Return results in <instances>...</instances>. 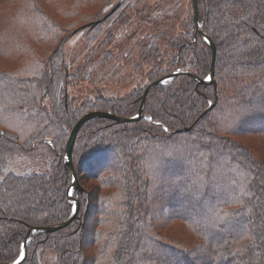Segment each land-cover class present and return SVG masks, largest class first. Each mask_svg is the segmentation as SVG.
I'll use <instances>...</instances> for the list:
<instances>
[{"label":"trees","instance_id":"obj_1","mask_svg":"<svg viewBox=\"0 0 264 264\" xmlns=\"http://www.w3.org/2000/svg\"><path fill=\"white\" fill-rule=\"evenodd\" d=\"M27 1L30 12L20 4L0 10V56L52 48L19 70L0 68V264H14L26 241L21 264H264V146L254 140H264V0H198L201 29L217 48L213 83L200 81L212 72L213 48L193 15L168 51L164 34L147 37L138 70L149 61L152 69L131 94L82 104L68 88L94 80L95 56L72 72L65 40L57 44L61 26L38 0ZM175 72L143 106L147 89ZM142 106L138 120L98 117L82 126L73 152L78 215L30 233L75 215L66 156L78 121L93 111L136 118ZM41 149L54 154L52 166L20 173L16 159Z\"/></svg>","mask_w":264,"mask_h":264},{"label":"rangeland","instance_id":"obj_2","mask_svg":"<svg viewBox=\"0 0 264 264\" xmlns=\"http://www.w3.org/2000/svg\"><path fill=\"white\" fill-rule=\"evenodd\" d=\"M38 1L62 28L57 44L61 39L65 40L61 42V46L72 72L86 64L90 55L95 56V66L99 68L90 67V70L97 69L94 80L74 83L68 88L69 100L77 104H82L87 98H98L99 95L119 99L131 94L140 84L142 75H147L152 69V61H149L144 70H138V64L145 60L141 45L148 42L147 37L164 34L166 38L160 40L163 43L161 51H168L169 43L183 34L187 20L195 15L193 0H128L122 8L114 12L116 15L113 19L95 31L98 37L94 39L95 33H91L90 25L108 17L121 0H67L64 3L55 0ZM27 3V0H0V10H14L15 5L17 8L20 4L22 11L30 12L33 6L30 5L28 10ZM33 21L34 26L38 27L37 21L40 22V18ZM34 26L28 31L30 36L35 33ZM108 37L112 40L103 46L109 40ZM35 45V51H26L10 61L0 56V68L19 70L42 60L51 52L52 44ZM110 53L114 58L104 65L103 62ZM256 80L257 78H247L245 82L252 83ZM241 81L237 82L238 86H242ZM143 83L149 84V79L145 78ZM231 92L228 87L229 96ZM254 140L264 146L261 138L256 137ZM263 153L261 154L264 155ZM54 159L52 152L41 149L17 158L15 164L20 173H44L52 166ZM88 248L87 246L85 250Z\"/></svg>","mask_w":264,"mask_h":264},{"label":"water","instance_id":"obj_3","mask_svg":"<svg viewBox=\"0 0 264 264\" xmlns=\"http://www.w3.org/2000/svg\"><path fill=\"white\" fill-rule=\"evenodd\" d=\"M125 2V0H121L110 12V14L114 13L116 10H118L122 5L123 3ZM194 2V6H195V22H196V25H197V28L199 30V32L201 33V35L203 36V38L212 46L213 48V65H212V72L210 74V76L208 77V79L206 80H200L201 82H204V83H213L214 82V67H215V63H216V57H217V48H216V45L214 43V41L206 34L202 31L201 29V24H200V19H199V6H198V0H193ZM109 14V15H110ZM179 74V72H175L173 74H170L168 76H165L163 78H161L160 80H158L157 82H155L154 84H152L146 91L145 95H144V98H143V106L145 104V101H146V97H147V94L149 92V90L157 85V84H163V83H166L167 81L171 80L172 78H174L175 76H177ZM143 106H142V109L140 111V114L136 117V118H131V119H125L123 117H120L118 115H115L111 112H106V111H93V112H90L88 114H86L85 116H83L79 121L78 123L75 125V127L73 128L72 132H71V135H70V138L68 140V144H67V156H66V160L68 162V165L70 166L71 170H72V173H73V176H74V184L71 186V188L69 189V196L71 197L72 201H74L76 203V212H75V215L69 219L68 221H66L65 223L61 224V225H57V226H53V227H49V228H38V229H33L30 231V233L36 231V230H40V231H55V230H58L62 227H65L67 225H69L72 221H74V219L77 217L78 215V212H79V200L77 198H74L73 197V189L74 188H79L81 189V185H80V182L78 180V174H77V171H76V168H75V164H74V160H73V152H74V147H75V144H76V141H77V137H78V134L82 128V126L87 123L88 121L94 119V118H98V117H103V118H110V119H114V120H117L119 122H130V121H135V120H138L142 117L143 115ZM187 130H190V129H187ZM29 233V234H30ZM27 243L28 241L25 242V245H24V251H23V254L22 256L14 263V264H21L23 263V261L26 259L27 257Z\"/></svg>","mask_w":264,"mask_h":264}]
</instances>
